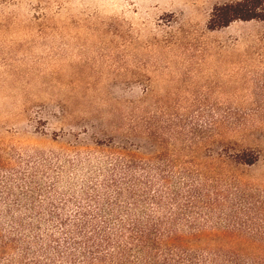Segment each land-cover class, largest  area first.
I'll return each instance as SVG.
<instances>
[{
	"label": "rangeland",
	"instance_id": "rangeland-1",
	"mask_svg": "<svg viewBox=\"0 0 264 264\" xmlns=\"http://www.w3.org/2000/svg\"><path fill=\"white\" fill-rule=\"evenodd\" d=\"M237 2L261 18L218 25ZM149 125L162 150L235 184L223 225L241 235L198 244L263 251L264 0H0L1 177L47 156L101 158ZM243 152L258 160L228 159Z\"/></svg>",
	"mask_w": 264,
	"mask_h": 264
},
{
	"label": "trees",
	"instance_id": "trees-1",
	"mask_svg": "<svg viewBox=\"0 0 264 264\" xmlns=\"http://www.w3.org/2000/svg\"><path fill=\"white\" fill-rule=\"evenodd\" d=\"M243 4L219 8L218 25L261 18ZM162 144L149 125L101 158L47 156L0 176V210L9 213L0 215V264H264V250L198 244L203 236L241 235L238 223L223 225L234 215L224 202L235 184L214 161ZM231 158L253 165L258 155ZM69 167L76 171L71 183L64 179Z\"/></svg>",
	"mask_w": 264,
	"mask_h": 264
}]
</instances>
